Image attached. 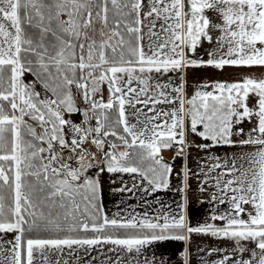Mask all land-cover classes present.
<instances>
[{
    "label": "snow or ice",
    "instance_id": "obj_1",
    "mask_svg": "<svg viewBox=\"0 0 264 264\" xmlns=\"http://www.w3.org/2000/svg\"><path fill=\"white\" fill-rule=\"evenodd\" d=\"M254 67L264 0H0V264H93L104 246L109 264H167L147 251L165 242L191 264L194 236L228 242L200 264H264V78L189 82ZM176 159L175 207L108 214L105 176L155 196Z\"/></svg>",
    "mask_w": 264,
    "mask_h": 264
},
{
    "label": "crops",
    "instance_id": "obj_2",
    "mask_svg": "<svg viewBox=\"0 0 264 264\" xmlns=\"http://www.w3.org/2000/svg\"><path fill=\"white\" fill-rule=\"evenodd\" d=\"M234 150L227 147H221V148H213L211 152L224 156L226 154L230 155ZM204 155V152L197 151L196 149H193L192 155L193 157H200ZM165 160L172 162L173 157H170V155H164ZM181 165L180 160H175V171H174V178L172 182V190L166 191V192H159L156 193L155 196H142L139 192L136 194L132 193H124V194H116L111 195L109 194L110 184L108 182L107 176L104 177L105 180V199L104 204L106 211L111 216L113 213L120 211L122 215H127L129 212H136L140 214H144L145 212L149 213L150 215H155L158 210L160 209V205L156 204L154 201L156 198H158L160 201H162L165 205L167 204H173V207H175L174 202H178L180 200V193L174 191L176 187L179 185L180 181L175 178V172L176 167ZM182 166V165H181ZM191 167L195 168L196 164L193 161L190 164ZM125 182L128 183L129 187H131L132 180L128 176L124 177ZM119 186V185H116ZM196 181H192V187L195 190L196 188ZM123 200V204H120V201ZM147 202V203H146ZM120 204V207L118 208L116 205ZM150 204V206H149ZM220 209H224L227 207V205H220ZM210 205H200L198 204L195 195L193 196L192 200V209L190 212L191 215V223L193 225H197L200 223H203L208 216L210 215ZM167 209H162L161 211H166ZM219 210V209H218ZM217 224L220 222L217 221ZM228 247V242L222 241V240H216L215 238L211 237H203V236H194L193 243L190 247L191 252V264H200V258L201 256L206 257L207 250H210L213 247ZM110 246H105L104 252L95 251V254L91 256L97 257V260L93 262V264H100L101 261L104 262V264H109L108 257H111L113 260L118 259L117 255L113 252L109 251ZM205 249V252H201L200 249ZM185 245L183 242H165L162 244H157L155 246H150L147 251L149 253L155 252L157 256H163L167 264H183L181 253L184 251ZM94 252V251H93ZM208 259H211V257H206ZM91 259V257H89ZM142 259V258H141ZM122 264H130V258L125 257Z\"/></svg>",
    "mask_w": 264,
    "mask_h": 264
},
{
    "label": "rangeland",
    "instance_id": "obj_3",
    "mask_svg": "<svg viewBox=\"0 0 264 264\" xmlns=\"http://www.w3.org/2000/svg\"><path fill=\"white\" fill-rule=\"evenodd\" d=\"M245 76H252L254 78L260 79L264 78V68L254 67V68H226L223 72H219L211 69H200V70H191L189 73V82L192 84L193 88L196 84L208 81L211 82L213 80H236L241 79ZM199 143V141H197ZM212 151V149H211ZM201 152V151H200ZM201 156H203L201 154ZM172 157V156H170ZM180 160V159H178ZM173 161V160H172ZM183 161L180 160V164L182 165ZM181 165L176 167V171L179 172L181 169ZM105 247V246H104ZM104 252V249H103ZM95 254V251L91 253V255Z\"/></svg>",
    "mask_w": 264,
    "mask_h": 264
},
{
    "label": "built area",
    "instance_id": "obj_4",
    "mask_svg": "<svg viewBox=\"0 0 264 264\" xmlns=\"http://www.w3.org/2000/svg\"><path fill=\"white\" fill-rule=\"evenodd\" d=\"M164 155H170V156H174V151L173 150H167L163 152Z\"/></svg>",
    "mask_w": 264,
    "mask_h": 264
}]
</instances>
